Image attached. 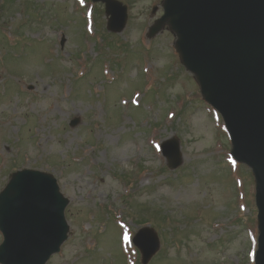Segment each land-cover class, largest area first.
Masks as SVG:
<instances>
[{"label":"rangeland","instance_id":"obj_1","mask_svg":"<svg viewBox=\"0 0 264 264\" xmlns=\"http://www.w3.org/2000/svg\"><path fill=\"white\" fill-rule=\"evenodd\" d=\"M118 1L126 26L101 49V4L0 0V190L15 170L56 179L69 233L47 264H141L132 238L145 226L160 241L147 264H253L249 169L231 159L175 37H147L162 0ZM173 137L174 171L159 148Z\"/></svg>","mask_w":264,"mask_h":264},{"label":"water","instance_id":"obj_2","mask_svg":"<svg viewBox=\"0 0 264 264\" xmlns=\"http://www.w3.org/2000/svg\"><path fill=\"white\" fill-rule=\"evenodd\" d=\"M91 1L105 4L107 30L120 33L126 7L116 0ZM162 6L164 14L148 37L165 25L175 34L181 63L194 74L203 98L224 117L234 157L253 169L259 231L255 261L264 264V0H163ZM161 149L169 168L180 166L176 139ZM67 204L51 175L32 170L10 175L0 192V264H46L67 238ZM133 242L144 263L158 249L148 229Z\"/></svg>","mask_w":264,"mask_h":264},{"label":"trees","instance_id":"obj_3","mask_svg":"<svg viewBox=\"0 0 264 264\" xmlns=\"http://www.w3.org/2000/svg\"><path fill=\"white\" fill-rule=\"evenodd\" d=\"M106 41V38L104 37V36H102V41H101V44L103 43V42H105ZM100 44V45H101ZM140 219H142V218H140ZM144 220H142V221H140V222H143Z\"/></svg>","mask_w":264,"mask_h":264}]
</instances>
